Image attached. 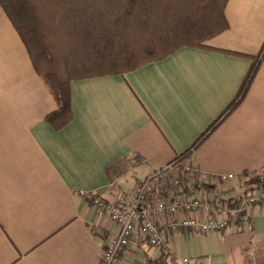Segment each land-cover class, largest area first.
<instances>
[{
	"label": "crops",
	"instance_id": "crops-1",
	"mask_svg": "<svg viewBox=\"0 0 264 264\" xmlns=\"http://www.w3.org/2000/svg\"><path fill=\"white\" fill-rule=\"evenodd\" d=\"M226 16L214 49L183 47L125 75L73 81V119L56 130L46 116L57 102L0 6V264H95L116 226L81 192L112 199L179 156L212 174L264 171V0H229ZM262 239L256 207L248 225L182 230L165 248L195 264H257ZM147 258L126 251L120 264Z\"/></svg>",
	"mask_w": 264,
	"mask_h": 264
},
{
	"label": "trees",
	"instance_id": "trees-1",
	"mask_svg": "<svg viewBox=\"0 0 264 264\" xmlns=\"http://www.w3.org/2000/svg\"><path fill=\"white\" fill-rule=\"evenodd\" d=\"M228 3L229 0H0L34 69L57 102V109L46 116L56 130L73 119V81L125 75L183 47L214 49L207 43L230 28ZM217 50L257 59L255 55ZM256 70L257 65L224 115L242 100ZM168 255L163 247L159 257L147 258L146 264H167ZM256 262L264 264L263 239L256 245Z\"/></svg>",
	"mask_w": 264,
	"mask_h": 264
},
{
	"label": "built area",
	"instance_id": "built-area-1",
	"mask_svg": "<svg viewBox=\"0 0 264 264\" xmlns=\"http://www.w3.org/2000/svg\"><path fill=\"white\" fill-rule=\"evenodd\" d=\"M254 174L208 173L186 154L155 170L132 191H118L112 199L81 192L116 226L95 264H120L126 251L154 258L167 238L182 230L200 234L248 225L255 208H264V185L257 183L256 190L227 200L218 195L251 183ZM167 264L195 262L169 252Z\"/></svg>",
	"mask_w": 264,
	"mask_h": 264
},
{
	"label": "rangeland",
	"instance_id": "rangeland-1",
	"mask_svg": "<svg viewBox=\"0 0 264 264\" xmlns=\"http://www.w3.org/2000/svg\"><path fill=\"white\" fill-rule=\"evenodd\" d=\"M258 173H255L253 178L256 180H258V179L261 180V181H259L260 183L259 182H257V183H259L260 185L263 186L264 185V172L260 175Z\"/></svg>",
	"mask_w": 264,
	"mask_h": 264
}]
</instances>
